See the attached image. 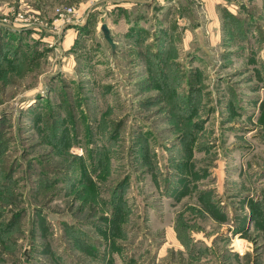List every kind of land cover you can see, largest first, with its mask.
<instances>
[{"label":"rangeland","instance_id":"374dc122","mask_svg":"<svg viewBox=\"0 0 264 264\" xmlns=\"http://www.w3.org/2000/svg\"><path fill=\"white\" fill-rule=\"evenodd\" d=\"M103 1L0 0V264H264V0Z\"/></svg>","mask_w":264,"mask_h":264},{"label":"crops","instance_id":"0c3cea01","mask_svg":"<svg viewBox=\"0 0 264 264\" xmlns=\"http://www.w3.org/2000/svg\"><path fill=\"white\" fill-rule=\"evenodd\" d=\"M156 1H158V0H148V1H140V2H137L138 4H149V5H151L152 3L154 4V3H156ZM160 1H162V4L163 3H165V5H166V1L165 0H160ZM123 4V7H121V8H125L126 9V11L127 10H131L130 8L131 7H124V5H127V3L126 2H124V3H122ZM91 6V5H90ZM129 6H133V5H129ZM147 6V5H146ZM90 8H92V7H90ZM90 8H89V5L88 4H86L85 3V5H83V7L81 8V9H79V15L82 17V15H85L86 14V16L88 15V12L90 11ZM127 8H129V9H127ZM124 9V10H125ZM97 11H98V9H96ZM106 10H110V9H106ZM101 12H103V11H100L99 10V15H97V19H98V27H97V29H96V32H97V34H99L100 33V30H101V26L103 25V23H106V22H103V20H101V18L103 17V16H105V14H102ZM106 12V11H105ZM126 13V12H125ZM99 16V17H98ZM106 24H108V23H106ZM109 26V25H108ZM70 27L71 28H69L68 29V31H67V34L69 35V37H71V42L72 43H74L75 42V40L76 39H80V36H82L83 35V29L84 30H86L87 28H88V24H87V22L86 23H83V24H75V25H70ZM109 28H110V30H111V27L109 26ZM102 32V31H101ZM103 34V33H102ZM111 34H112V30H111ZM79 37V38H78Z\"/></svg>","mask_w":264,"mask_h":264},{"label":"built area","instance_id":"2783aa9c","mask_svg":"<svg viewBox=\"0 0 264 264\" xmlns=\"http://www.w3.org/2000/svg\"><path fill=\"white\" fill-rule=\"evenodd\" d=\"M106 1H110L113 5H117V4H122L124 2H140V1H144V0H104L103 2H106ZM145 1H148V0H145ZM150 1V0H149ZM102 2V1H101ZM76 13H74V9H72L71 7L69 9H67V12L66 13H61V18L63 19L62 21H65L68 17V16H73L75 15ZM62 30L60 32H56L53 31L52 33L54 34V36H60ZM53 45V43H52Z\"/></svg>","mask_w":264,"mask_h":264},{"label":"water","instance_id":"95a60500","mask_svg":"<svg viewBox=\"0 0 264 264\" xmlns=\"http://www.w3.org/2000/svg\"><path fill=\"white\" fill-rule=\"evenodd\" d=\"M101 31L103 33L104 39L109 43L112 50L115 51L116 50V44L114 42V39L112 37L111 30H110L108 24L104 23L101 26Z\"/></svg>","mask_w":264,"mask_h":264},{"label":"trees","instance_id":"16d2710c","mask_svg":"<svg viewBox=\"0 0 264 264\" xmlns=\"http://www.w3.org/2000/svg\"><path fill=\"white\" fill-rule=\"evenodd\" d=\"M89 26V25H88Z\"/></svg>","mask_w":264,"mask_h":264}]
</instances>
